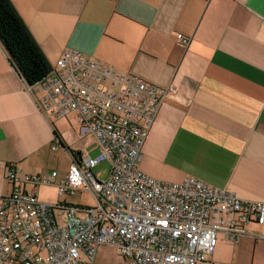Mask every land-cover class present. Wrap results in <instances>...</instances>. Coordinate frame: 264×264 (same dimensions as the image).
Listing matches in <instances>:
<instances>
[{"label": "crops", "instance_id": "0c3cea01", "mask_svg": "<svg viewBox=\"0 0 264 264\" xmlns=\"http://www.w3.org/2000/svg\"><path fill=\"white\" fill-rule=\"evenodd\" d=\"M9 1L51 69L73 50L173 89L141 148V172L166 184L194 178L264 202V0ZM177 34L189 39L186 47ZM36 107L0 45V162L28 155L21 126L49 131ZM248 229L264 237V224ZM221 239L198 264H264V240ZM116 262L115 249L102 247L93 264Z\"/></svg>", "mask_w": 264, "mask_h": 264}, {"label": "built area", "instance_id": "2783aa9c", "mask_svg": "<svg viewBox=\"0 0 264 264\" xmlns=\"http://www.w3.org/2000/svg\"><path fill=\"white\" fill-rule=\"evenodd\" d=\"M27 91L49 121L73 113L79 135L93 137L101 153L73 160L63 177L3 166L10 190L0 195V264H93L102 247L115 249L116 264H198L213 254L219 235L232 245L245 236L264 240L248 229L264 224V202L238 199L194 178L161 183L138 169L141 148L172 88L68 50ZM103 161L110 162L105 181L92 172ZM40 185H55L64 197L87 193L94 205L41 203L27 191ZM56 210L66 214L65 225H58Z\"/></svg>", "mask_w": 264, "mask_h": 264}, {"label": "rangeland", "instance_id": "374dc122", "mask_svg": "<svg viewBox=\"0 0 264 264\" xmlns=\"http://www.w3.org/2000/svg\"><path fill=\"white\" fill-rule=\"evenodd\" d=\"M46 125L49 131L45 130L40 124H36L31 128L21 126L18 129V135L22 137V145H24L23 148L27 151L28 155L21 158L22 160L17 158L11 161V165L16 166L24 174L47 177V175L55 171L58 173V177H63L68 170L70 160H72V153L76 155L80 154L82 158H94L100 155L101 150L93 137H81L79 135L77 122L73 113L67 119L55 120L52 118L51 123L49 125L46 123ZM54 130L61 138L65 147L58 144L56 137L53 135ZM14 133L16 132L14 131ZM17 151L21 155L22 149H17ZM4 165H6L4 162H0V195L8 194L10 190V185L7 181L3 180L2 176ZM92 172L96 178L103 181L107 180L110 173V162H101ZM27 191L36 193L38 201L47 205H55L63 200H66L70 205L86 207L94 205L92 197L87 193H76L71 197L59 196L55 185H40L34 188L28 186ZM55 217L59 226L65 225L66 214L63 211L56 210ZM76 217L82 218L83 216L76 214ZM221 238L222 235H219V239ZM222 242L221 239L215 250H219L222 245L220 243Z\"/></svg>", "mask_w": 264, "mask_h": 264}, {"label": "trees", "instance_id": "16d2710c", "mask_svg": "<svg viewBox=\"0 0 264 264\" xmlns=\"http://www.w3.org/2000/svg\"><path fill=\"white\" fill-rule=\"evenodd\" d=\"M0 45L8 63L27 88L38 86L49 75L51 68L9 0H0ZM53 135L58 144L65 147L55 130ZM74 155L72 153L75 159Z\"/></svg>", "mask_w": 264, "mask_h": 264}]
</instances>
